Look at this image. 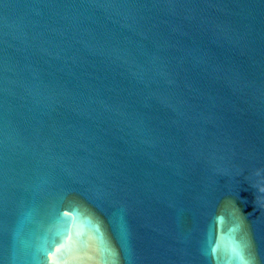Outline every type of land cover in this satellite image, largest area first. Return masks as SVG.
<instances>
[{"label":"water","instance_id":"1","mask_svg":"<svg viewBox=\"0 0 264 264\" xmlns=\"http://www.w3.org/2000/svg\"><path fill=\"white\" fill-rule=\"evenodd\" d=\"M264 264V0H0V264Z\"/></svg>","mask_w":264,"mask_h":264},{"label":"clouds","instance_id":"2","mask_svg":"<svg viewBox=\"0 0 264 264\" xmlns=\"http://www.w3.org/2000/svg\"><path fill=\"white\" fill-rule=\"evenodd\" d=\"M240 264H252V260L250 258H244L241 260Z\"/></svg>","mask_w":264,"mask_h":264}]
</instances>
